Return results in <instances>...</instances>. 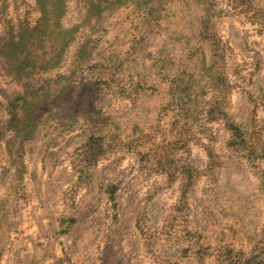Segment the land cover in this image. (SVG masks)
I'll return each mask as SVG.
<instances>
[{
    "label": "rangeland",
    "instance_id": "obj_1",
    "mask_svg": "<svg viewBox=\"0 0 264 264\" xmlns=\"http://www.w3.org/2000/svg\"><path fill=\"white\" fill-rule=\"evenodd\" d=\"M0 264H264V0H0Z\"/></svg>",
    "mask_w": 264,
    "mask_h": 264
},
{
    "label": "crops",
    "instance_id": "obj_2",
    "mask_svg": "<svg viewBox=\"0 0 264 264\" xmlns=\"http://www.w3.org/2000/svg\"><path fill=\"white\" fill-rule=\"evenodd\" d=\"M242 10V9H241ZM240 13L239 14H241L242 15V17L244 18H247V19H252L251 17H249L250 15V13H252V14H254L253 12V10H251V11H249V9H248V7H247V9H245V10H243V11H239ZM253 16V15H252Z\"/></svg>",
    "mask_w": 264,
    "mask_h": 264
}]
</instances>
